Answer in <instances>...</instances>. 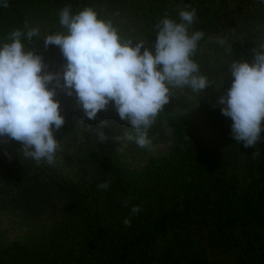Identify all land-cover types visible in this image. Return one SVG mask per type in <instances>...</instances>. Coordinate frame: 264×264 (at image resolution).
<instances>
[{
	"label": "trees",
	"instance_id": "trees-1",
	"mask_svg": "<svg viewBox=\"0 0 264 264\" xmlns=\"http://www.w3.org/2000/svg\"><path fill=\"white\" fill-rule=\"evenodd\" d=\"M65 5L73 13L93 7L122 38L146 47L154 45L160 19L179 22L190 5L198 19L189 32L205 33L194 59L211 84L199 93L173 89L148 131L150 146L171 145L155 154L123 140L131 125L112 103L89 120L75 94L57 89L65 123L55 133L61 150L53 164L37 165L23 157L19 142L0 141V264H264V131L245 148L218 103L231 86L233 59L251 63L252 49L264 42V2L9 0L0 8V45L28 21L40 36L26 46L43 56L47 71L60 70L65 58L57 46L45 48L44 39L65 31L59 24ZM105 180L109 188L99 189ZM134 205L141 211L131 215Z\"/></svg>",
	"mask_w": 264,
	"mask_h": 264
},
{
	"label": "clouds",
	"instance_id": "clouds-1",
	"mask_svg": "<svg viewBox=\"0 0 264 264\" xmlns=\"http://www.w3.org/2000/svg\"><path fill=\"white\" fill-rule=\"evenodd\" d=\"M8 7L9 0H0V8ZM197 19L190 5L179 11V22L165 15L155 25L154 45L146 47L144 40L122 38L113 21L100 17L93 7L73 13L71 5H65L59 11L65 31L44 39L45 48L57 46L66 60L55 72L47 71L43 56L25 44L40 36L39 30L28 21L22 28H13L0 45V141L19 142L23 157L37 165L53 164L61 150L55 133L65 123L55 98L61 89L68 96L75 94L89 120L112 103L119 118L131 125L123 140L140 148L150 146L148 131L174 96L173 89L187 87L199 93L211 84L194 59L205 36L201 30L189 32ZM209 42L223 46L226 41L210 37ZM252 51L251 63L233 59L228 66L231 86L218 100L221 113L233 121L230 134L245 148L254 146L264 131V42ZM96 131L100 141L107 139L103 131ZM253 154L259 155V149ZM110 183L105 180L98 188L106 190ZM128 203L122 201L123 206ZM140 211L139 205L130 209L131 215ZM123 224L130 227L131 217H125Z\"/></svg>",
	"mask_w": 264,
	"mask_h": 264
},
{
	"label": "rangeland",
	"instance_id": "rangeland-1",
	"mask_svg": "<svg viewBox=\"0 0 264 264\" xmlns=\"http://www.w3.org/2000/svg\"><path fill=\"white\" fill-rule=\"evenodd\" d=\"M166 136L167 137H170V133L169 132H166ZM171 143L170 142H154L152 144V146L148 147V151L151 153V154H155V153H160V152H163L165 150H167L168 146H170Z\"/></svg>",
	"mask_w": 264,
	"mask_h": 264
}]
</instances>
